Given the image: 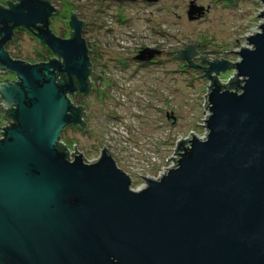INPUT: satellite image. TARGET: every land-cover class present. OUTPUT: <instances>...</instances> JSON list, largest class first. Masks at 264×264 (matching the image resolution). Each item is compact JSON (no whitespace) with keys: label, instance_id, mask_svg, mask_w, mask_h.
I'll use <instances>...</instances> for the list:
<instances>
[{"label":"water","instance_id":"95a60500","mask_svg":"<svg viewBox=\"0 0 264 264\" xmlns=\"http://www.w3.org/2000/svg\"><path fill=\"white\" fill-rule=\"evenodd\" d=\"M12 2L0 5V72L17 78L0 81L13 121L0 138V264H264V21L245 37L249 47L231 50L235 63L194 64L197 42L175 50L211 78L207 133L179 139L175 165L133 189L106 150L87 161L57 146L67 125H82L68 94L89 91L83 18L72 16L62 38L48 27L49 1ZM200 11L192 5L188 15ZM16 27L34 30L60 59L11 58L4 44ZM231 64L234 90L215 76Z\"/></svg>","mask_w":264,"mask_h":264},{"label":"rangeland","instance_id":"374dc122","mask_svg":"<svg viewBox=\"0 0 264 264\" xmlns=\"http://www.w3.org/2000/svg\"><path fill=\"white\" fill-rule=\"evenodd\" d=\"M8 1L16 0H0V5ZM47 1L55 8L48 25L55 35L68 36L73 32L71 17L83 18L80 34L95 73L90 92L68 94L73 105L84 106L86 128L67 125L61 141L87 161L106 150L131 178L133 189L145 186V176L158 177L175 164L179 139L207 133L205 95L211 78L200 67L173 57L175 50L197 42V53L190 58L194 64L207 67L201 58L235 63L240 58L232 51L249 47L245 37L259 31L264 21L259 17L264 5L258 0ZM192 5L201 11L190 18ZM14 30L6 45L13 58L37 63L54 57L29 30ZM144 48L157 53L138 60ZM235 73L232 67L215 76L224 85Z\"/></svg>","mask_w":264,"mask_h":264},{"label":"flooded vegetation","instance_id":"af4514ba","mask_svg":"<svg viewBox=\"0 0 264 264\" xmlns=\"http://www.w3.org/2000/svg\"><path fill=\"white\" fill-rule=\"evenodd\" d=\"M19 0H16V2H18ZM16 2H12V3H16ZM17 28V27H16ZM50 29V28H49ZM35 37H36V34H35V31L33 30V31H30ZM52 32V31H51ZM53 33V32H52ZM71 35H72V31H70L69 32V34H68V36H66V37H62V38H69V37H71ZM58 36V35H57ZM15 37V30L13 31V35H12V37H11V39L9 40V41H11L13 38ZM61 37V36H60ZM39 39V38H38ZM40 40V39H39ZM9 41H7L5 44H4V48H5V50H6V45L9 43ZM40 42L45 46V47H47L46 45H45V43L43 42V41H41L40 40ZM48 48V47H47ZM9 55H10V53H9ZM54 55V54H53ZM10 57L11 58H13V56L12 55H10ZM54 57L55 58H58V59H60L58 56H56V55H54ZM53 57V58H54ZM52 58V57H51ZM13 59H15V58H13ZM50 58H48V59H46L45 61H40V62H47L48 60H49ZM40 62H37V63H40ZM90 70H91V68H90ZM9 74H11V73H9ZM7 75V73H1L0 72V81H2V80H6V81H16L17 80V78L15 77V75H13V74H11V76H6ZM91 75H92V72H91ZM91 75L89 76V92L91 91V88H92V83H91V81H90V77H91ZM73 94H76V95H81V96H84L85 94L84 93H82V92H73L71 95H73ZM70 95V94H69ZM73 106H80L81 107V109H82V113H81V121H82V125L81 124H78L77 126L80 128V129H82V130H84L85 128H86V126H85V109H84V106L82 105V104H76V105H73ZM0 115H1V123H3V125L2 126H0V134H1V130L3 129L4 130V128H6L7 126H5L4 127V125L6 124V125H10L13 121H12V119L11 118H9V117H7L6 116V113H5V111L2 109V107H1V105H0ZM2 135H3V133H2ZM1 138V137H0ZM79 153V152H78Z\"/></svg>","mask_w":264,"mask_h":264},{"label":"trees","instance_id":"16d2710c","mask_svg":"<svg viewBox=\"0 0 264 264\" xmlns=\"http://www.w3.org/2000/svg\"><path fill=\"white\" fill-rule=\"evenodd\" d=\"M25 62H26V61H25ZM27 63H30V62H27ZM232 65H233V64H231V67H230V68H232ZM235 81H237L236 77H234L233 79H230V80L228 81V83L226 84V86H223V85H222L221 87H222V88H225V89H231V90H234V89H236V86L233 85L232 83L235 82ZM88 84H89V78H88ZM57 146H58L59 148H64V146H63L62 144H60V143H58Z\"/></svg>","mask_w":264,"mask_h":264},{"label":"built area","instance_id":"2783aa9c","mask_svg":"<svg viewBox=\"0 0 264 264\" xmlns=\"http://www.w3.org/2000/svg\"><path fill=\"white\" fill-rule=\"evenodd\" d=\"M5 126H8V125L5 124L4 127H5ZM0 137L2 138V134H0ZM58 143L64 145V143L61 141V138H59ZM64 146H65V145H64ZM65 148L67 149V154H68L69 159H71V158L73 157V155L75 154V151H74V150H71V149H69V148H67V147H65ZM174 165H175V164H173V166H174ZM171 167H172V166H171ZM169 168H170V167H169ZM166 170H167V169H166ZM166 170H165V171H166ZM165 171H164V172H165ZM164 172H163V173H164ZM163 173H161V174H163ZM161 174H160V175H161ZM160 175H159V176H160ZM159 176H158V177H159Z\"/></svg>","mask_w":264,"mask_h":264}]
</instances>
